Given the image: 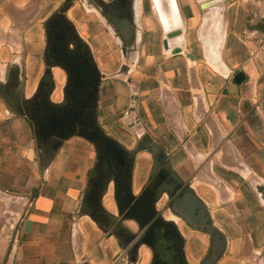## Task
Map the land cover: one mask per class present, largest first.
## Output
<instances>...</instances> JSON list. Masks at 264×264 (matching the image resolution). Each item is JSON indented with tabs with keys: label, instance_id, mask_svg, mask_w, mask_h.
I'll list each match as a JSON object with an SVG mask.
<instances>
[{
	"label": "crops",
	"instance_id": "1",
	"mask_svg": "<svg viewBox=\"0 0 264 264\" xmlns=\"http://www.w3.org/2000/svg\"><path fill=\"white\" fill-rule=\"evenodd\" d=\"M58 3L0 0V193L27 207L10 264H148L146 249L132 259L118 235L81 212L92 145L74 138L43 160L22 110L20 97L42 71L40 12ZM146 3L134 51L124 58L126 73H118L115 48L105 60L110 79L100 121L113 135L127 122L123 134H143L179 180L192 184L227 241L217 264H251V254L256 262L264 251V190L256 188L264 187V20L241 0H148V12ZM167 30L182 32L171 48L183 52L164 50ZM150 160L148 151L138 157L139 187Z\"/></svg>",
	"mask_w": 264,
	"mask_h": 264
},
{
	"label": "flooded vegetation",
	"instance_id": "2",
	"mask_svg": "<svg viewBox=\"0 0 264 264\" xmlns=\"http://www.w3.org/2000/svg\"><path fill=\"white\" fill-rule=\"evenodd\" d=\"M141 4L142 0H62L43 9L42 71L29 95L20 97L22 110L34 128L43 160L53 158L74 138L92 145L95 159L81 212L118 235L119 245L132 259L146 249L148 264H193L207 239L208 250L198 264L205 263L219 240L223 247L217 264L227 241L192 184L179 180L163 150L143 134H123L127 122L113 135L100 121L102 94L110 79L105 60L114 48L123 59L134 51ZM126 71L122 62L118 73ZM131 139L136 140L134 148L125 142ZM142 151H148L151 160L147 180L139 187L135 169ZM258 258L264 264V251Z\"/></svg>",
	"mask_w": 264,
	"mask_h": 264
},
{
	"label": "rangeland",
	"instance_id": "3",
	"mask_svg": "<svg viewBox=\"0 0 264 264\" xmlns=\"http://www.w3.org/2000/svg\"><path fill=\"white\" fill-rule=\"evenodd\" d=\"M144 1L147 2L145 5V9L146 12H148L150 10L148 0ZM59 2L62 1L59 0ZM57 5L58 4H55L54 6ZM114 56L115 62L119 65L125 61L122 56L118 55V53H116V55ZM209 184L219 190V185L217 182L211 181L209 182ZM216 208L220 211L223 206L220 205ZM26 210L27 207L23 205V201H19L15 198H11L0 193V264H10L12 260L13 253L15 251V240L19 228V223L26 213ZM233 215L234 218H237L235 214ZM218 222L222 223L220 221ZM207 250V247L204 246L203 249H201V251L197 253L196 260L193 262V264H198V262H200L202 258H204ZM143 255V260L145 261V263H147L149 259V252L146 250V253H143ZM253 259L255 258L251 254V256H249L250 263L260 264L258 256H256V262Z\"/></svg>",
	"mask_w": 264,
	"mask_h": 264
},
{
	"label": "water",
	"instance_id": "4",
	"mask_svg": "<svg viewBox=\"0 0 264 264\" xmlns=\"http://www.w3.org/2000/svg\"><path fill=\"white\" fill-rule=\"evenodd\" d=\"M211 3L205 4L206 5L205 8L212 6L215 2H211ZM181 34H182V32L180 30H172V31L167 30L165 37L163 39L164 50H166L167 52H170L172 54H178V53L183 52V49L179 46L175 47V48H171V40L179 37ZM238 76H242V74H239ZM256 188H257V190H259L261 192H262V190H264V187L260 186L259 184L256 185ZM210 231H212V230H210ZM222 247H223L222 242L217 240L216 246L212 249V251L208 255V258L206 259L204 264H215L217 258L219 257V254L221 253Z\"/></svg>",
	"mask_w": 264,
	"mask_h": 264
},
{
	"label": "built area",
	"instance_id": "5",
	"mask_svg": "<svg viewBox=\"0 0 264 264\" xmlns=\"http://www.w3.org/2000/svg\"><path fill=\"white\" fill-rule=\"evenodd\" d=\"M242 2H250L252 3L260 13L261 18L264 20V0H241ZM263 48H264V43H263ZM28 207L32 206V202H27ZM17 237V234H16Z\"/></svg>",
	"mask_w": 264,
	"mask_h": 264
},
{
	"label": "bare ground",
	"instance_id": "6",
	"mask_svg": "<svg viewBox=\"0 0 264 264\" xmlns=\"http://www.w3.org/2000/svg\"><path fill=\"white\" fill-rule=\"evenodd\" d=\"M158 1V3H160V0H157Z\"/></svg>",
	"mask_w": 264,
	"mask_h": 264
}]
</instances>
